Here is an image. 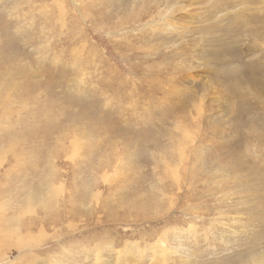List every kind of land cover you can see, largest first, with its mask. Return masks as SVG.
<instances>
[{
    "label": "rangeland",
    "instance_id": "374dc122",
    "mask_svg": "<svg viewBox=\"0 0 264 264\" xmlns=\"http://www.w3.org/2000/svg\"><path fill=\"white\" fill-rule=\"evenodd\" d=\"M146 247L264 264V0H0V264Z\"/></svg>",
    "mask_w": 264,
    "mask_h": 264
},
{
    "label": "bare ground",
    "instance_id": "6f19581e",
    "mask_svg": "<svg viewBox=\"0 0 264 264\" xmlns=\"http://www.w3.org/2000/svg\"><path fill=\"white\" fill-rule=\"evenodd\" d=\"M165 250H166V248L163 249V251H165ZM158 254H159V250L156 249L155 247H153L152 250L149 247H146L142 250L141 258L144 260L148 259L147 262H149V264H152V262H157V261H161L160 263L163 262V264H167L166 260L156 257V256H158ZM149 258H151V259L154 258L155 260L153 261V260H150Z\"/></svg>",
    "mask_w": 264,
    "mask_h": 264
}]
</instances>
